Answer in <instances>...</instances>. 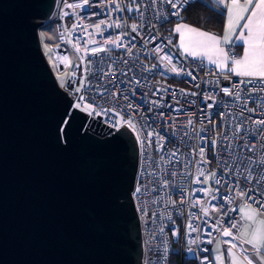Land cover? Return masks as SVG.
Wrapping results in <instances>:
<instances>
[{
    "label": "snow or ice",
    "instance_id": "1",
    "mask_svg": "<svg viewBox=\"0 0 264 264\" xmlns=\"http://www.w3.org/2000/svg\"><path fill=\"white\" fill-rule=\"evenodd\" d=\"M215 4L220 9L218 14L226 13L227 16L222 36L184 22L183 13L191 6L189 0H100L98 5H93L91 0H80L78 3L63 0L61 18L70 15L64 9H71L77 21L72 24L70 30L66 28L61 32L59 38L65 41L66 37H72L73 33L79 30V35L74 39H67L66 42L79 54L81 64L76 67L79 69L84 65L83 71L86 75L77 82L73 74L67 84L64 75L60 76V86L65 88V91L71 89L70 94L75 97L68 105L65 118L60 124L70 126L73 109L84 112L89 117H103L116 131L121 128L130 130L135 135L134 143L138 156H144L149 167L155 166L165 171L163 178L156 179L154 187L148 188L142 179L139 186L134 187L133 196L140 204L137 210L144 218L145 227L149 229V240L145 242L149 251L158 250V245L163 244L164 251L167 252V241L163 237L168 232L172 237L179 239L180 227L170 210L175 209L178 214L184 215L183 208L177 207L179 203L180 206L188 207L186 223L183 226L186 243L197 245L199 241L200 244L216 245L212 249L211 259L202 256L200 264H264V219H260L264 216V0H215ZM161 6L165 7L166 12H161ZM93 7L100 8V11L91 12L88 16L79 15L76 11ZM150 12L166 23H171L172 17L179 21L172 28V33L179 36L178 45L170 38L166 43L163 40L157 43L155 24L149 29L150 33L155 34L145 36L142 23L128 24V17L123 15L138 14L143 20ZM99 15L106 18L94 24L86 23V20ZM106 30L119 31L114 36H105ZM97 35L103 39H96ZM137 38L142 41L140 48H137ZM149 44L154 46L149 49ZM237 45L243 48V55L239 57L232 51ZM169 46L177 48L185 57L199 59L201 66L206 59L208 64L214 65L218 70L217 79L209 81V84L215 85L210 91L201 93L179 89L182 96L199 97L203 103L202 115L199 117L200 128L195 126L192 118L195 113H185L189 118L184 127L190 128L191 133L185 131L183 135L188 137L189 141L193 137L198 138L200 144L191 146L188 156L183 159L179 146L175 150H167V138L153 127L155 121L152 117L144 114L160 109L156 115L163 123L172 122L169 126L175 128L173 116H168V120L164 121L166 112L163 109L167 107L174 113H183L184 109L163 103L165 97L162 93L167 94L169 87L154 89L152 95L158 96L159 99L148 100L147 93H138L142 81L136 75L137 64L141 73L160 69L161 76L170 73L174 76H186L192 82L197 80L193 70L181 66L180 61L166 51ZM45 49L47 52L52 51L47 44ZM115 49L123 50L120 57L121 67L116 66V61L111 56ZM141 51L150 55L157 63H142ZM105 56L112 59L106 70L102 66ZM49 59L51 61V57ZM57 59L64 65L70 63L67 55L57 56ZM93 67L96 68L95 72L92 71ZM89 75L98 83L92 84L88 80ZM220 76L229 82L228 86L220 85ZM233 76L239 79L233 82ZM123 77L128 79H122ZM194 87L199 89L200 84H194ZM85 89L95 95L87 96ZM221 94L232 98L233 106L239 107V119L236 122L229 117H236L237 113L230 109L219 110L227 108L223 103L217 105V98ZM97 96L100 99L113 98L114 106L103 107L97 103ZM176 96L177 92L172 91V100L179 104ZM121 98L127 102L126 105L119 104ZM146 102L148 107H145ZM189 103L195 104L196 101ZM137 116L144 120L143 125L137 121ZM213 116L219 117V121L213 120ZM209 133H214L211 139L208 138ZM64 134L67 136L66 131ZM153 147L157 152L167 151L168 154L161 155L159 161H154L149 155V150ZM209 151L218 162L217 169L209 170L207 167L212 163V160L208 159ZM223 153H227L228 159H221L218 155ZM168 165H179V173L175 170L167 173ZM193 165L194 175L190 171V166ZM143 175L144 173H141V176ZM147 175L157 177L155 171H150ZM168 175L189 177L190 184L198 187L189 189L187 186L173 184L166 178ZM222 189L228 194H222ZM176 193L180 196L178 202L173 199ZM144 195H152L153 198L150 201H141L140 197ZM237 200L240 201L237 207H229ZM214 201L217 203H213ZM157 205L160 207H156ZM193 209H198L199 212ZM233 212L239 214L238 220L231 216ZM213 233L219 235L214 236ZM188 251L194 250L189 248ZM199 251L208 252L209 249L199 248ZM145 264H150V261Z\"/></svg>",
    "mask_w": 264,
    "mask_h": 264
},
{
    "label": "water",
    "instance_id": "2",
    "mask_svg": "<svg viewBox=\"0 0 264 264\" xmlns=\"http://www.w3.org/2000/svg\"><path fill=\"white\" fill-rule=\"evenodd\" d=\"M55 5L0 0V264H143L135 136L75 109L60 124L73 100L39 31Z\"/></svg>",
    "mask_w": 264,
    "mask_h": 264
},
{
    "label": "built area",
    "instance_id": "3",
    "mask_svg": "<svg viewBox=\"0 0 264 264\" xmlns=\"http://www.w3.org/2000/svg\"><path fill=\"white\" fill-rule=\"evenodd\" d=\"M194 1H196V0H189V3L191 4ZM67 2L68 3H78V2H80V0H67ZM125 2H126V0H125ZM91 3L93 5H98V4H100V0H91ZM62 7H63V0H56V5H55V10H54L53 16L55 17V23H56V29H57L58 37H60V33L65 31L66 28L70 30L72 27V24L77 21V17L75 15H72L71 9H64L65 11H68L70 13V15L67 17L61 18ZM76 11L79 15L88 16L91 12H94V11L99 12L100 8L93 7V8H85L84 10H76ZM161 12H166V9L164 6H161ZM123 15L128 17V21H127L128 24H131L133 22L142 23L144 25L143 33L145 36H148L150 34H155V33H150V31H149L151 25L155 24L156 25V33H158L157 43H159L161 40H163L166 43L167 39L170 38L173 41V43L176 44V39H177L176 35L172 33V28L174 27V25L177 22H179V21H177L176 18L172 17L171 23H166L163 20H158L156 15L152 12L147 13L143 20H141L138 17V14L124 13ZM183 16H184V13H183ZM104 18H106L104 15L95 16L89 20H86V23L94 24L98 20L104 19ZM91 30L92 29H89V31H91ZM125 30L127 31L130 29H125ZM118 31L119 30H106L104 32V35L105 36H108V35L114 36V35H116V33ZM76 35H79V30H77L75 33H73L72 37H66V40L69 38L74 39ZM96 39L100 40V39H103V37H100L97 35ZM66 40L61 41L59 38L58 43L54 46V58H55L57 68L59 69V64H61V66H62V70L59 69L60 71H62V72L67 71V70L71 71V74L69 75L67 82H66V84H67L70 82L73 74H75L77 82H78L79 78H81L82 76H84L86 74L83 71L84 65H81V67L79 69H77L76 66L78 64H81V61L79 59V54H77L74 51V49L72 48V45L68 44L66 42ZM136 43H137V48H140L142 41L139 38H137ZM57 45H59V48H57ZM153 46L154 45L149 44L148 48L150 49ZM166 51L172 53L175 56L176 60L180 61L181 66H184L190 70H193L194 75H196L198 77L197 80L195 82H192L190 80V78H188L186 76H174L170 73L166 74L164 76H161L160 75V69H156L152 72L141 73L138 71L139 64H137L136 75L138 78H141V81H142L141 87L138 89V93L139 92L147 93L148 94V96H147L148 100L159 99L158 96L152 95L154 89L155 88L169 87V92L167 94L162 93V95H164V97H165L163 103L164 104H171L173 107H182L184 109L183 113H174L170 109H168L167 107H165L163 109L166 112V115L164 117V121L168 120V116H173L174 117V123H175L176 127L173 128V127L169 126V124L172 122L163 123L161 121V119L156 115V112H158L160 109H154L152 112L145 113L144 115L145 116H151L152 119L155 121L153 127H155L157 130H160L161 134L167 138V143H166L167 150L172 151V150H175V148L177 146H179L180 152L183 154L181 158L183 159L184 157L188 156V153L190 151L191 146H198L200 144V141L198 138L193 137L189 141L188 137H184V135H183L185 131H189V133H191L190 128L186 129L184 127V125L187 124V120L189 118L188 115H186L185 113H189V112L195 113V115L192 118L195 122V126L197 128H200L201 124H200L199 117L202 115L201 109H202L203 103L199 97H193L191 95H188L186 97L182 96L179 93V89H185L188 91H198L201 93L204 91H210V90L214 89L215 85L209 84V81H215L217 79L216 73L218 70L214 66L208 64L205 61L203 62V66H201V61L199 59L193 60L192 58L185 57L175 47L169 46L168 48H166ZM232 51L235 53V55L237 57L240 56V52L236 47H234L232 49ZM62 55H67L69 57L70 63L68 65H64V64L60 63V61L57 59V56H62ZM101 55H103V54H101ZM122 55H123L122 49H115V50H113V52L111 54L112 58H114L116 61L117 67L122 66L120 63V57ZM140 56H141V62L146 64V65L157 63V61L154 58H152L150 55H145L144 51L140 52ZM89 58H91L93 60L98 59V57H89ZM110 63H112V59H109L107 56H105V59L102 62V66L105 68V70L107 69V65ZM124 70L126 71L127 69L125 68ZM92 71L95 72L96 68L93 67ZM129 75L131 76L132 74L130 73ZM144 77H146V79H144ZM122 79H128V78L123 77ZM238 79L239 78H237L235 76L232 77L233 82H235ZM88 80L91 81L92 84L98 83V81L96 79H93V77L91 75L88 76ZM219 80H220L221 86H228L229 82L225 81L222 76L219 77ZM194 84H200V88L199 89L195 88ZM75 86H77V85H72V87H75ZM121 86L123 87V85H121ZM109 87H111V86L109 85ZM129 87H132V86L129 85ZM63 89L65 90V88H63ZM174 90L177 92L176 99L179 100V104H176L175 101L172 100L171 92ZM70 91H71V89H69V91H66V92L72 98V100H74L75 97L70 94ZM85 93L87 96L95 95V93L88 92L87 89H85ZM137 100H139V95H137ZM190 101H196V103L190 104L189 103ZM97 103L102 104L103 107H105V108H111L114 106L113 98L100 99L97 96ZM126 103L127 102L125 100H123L122 98L119 100L120 105H126ZM221 103L226 104L227 108H219L220 111H228L230 109L231 111L237 113L236 117H229V119L233 120V122H236V120L239 119L238 114H239L240 109H239V107L233 106L232 98L224 97L221 94L217 98V105L219 106ZM148 106L149 105L146 102L145 107H148ZM93 118L99 120V118H97V117H93ZM136 119H137V121H139L140 125L144 124V120H142L140 116H137ZM213 120L219 121V117L213 116ZM101 122L110 126L109 124H107L105 122V118H103V117L101 118ZM218 130L222 131L223 129H218ZM213 135H214V133H209L208 138L211 139ZM173 137H175V139H173ZM181 138H183V139H181ZM221 139H222V137H221ZM167 154H168L167 151L164 153L157 152L155 150V147H153L152 149L149 150V155H150L151 159L154 161H159L161 155L166 156ZM207 155H208V159L212 160V163L207 166L209 168V170L217 169L218 162L213 157L212 152L209 151L207 153ZM218 155L221 156V159H228L227 153L218 154ZM174 170L179 173L180 166L179 165H168L166 167L167 173H171ZM150 171H155L157 173V177L153 178V177L147 175V173ZM190 171L193 173V175L195 174V166L194 165L190 166ZM141 173H144V175L141 176ZM164 176H165V171H161L160 168H157L155 166L149 167V165L145 162L144 156H139L135 186H139V181L142 179L144 185H146L148 188H152L156 185V179L163 178ZM166 178L169 179L170 182H172L173 184H177V185H180L182 187L187 186V188H189V189L192 187H198V185L190 184V182H189L190 178L189 177H183L180 175H177L176 177H172L171 175H168ZM133 192H134V190H133ZM222 194L226 195L228 193L226 192V190L222 189ZM152 198H153L152 195H144V196L140 197V200L141 201H150ZM133 199H134L135 207L137 210V208L140 206V204L134 196H133ZM173 199L178 202L180 199L179 193H176L175 195H173ZM213 203H217V202L214 201ZM239 204H240V201L237 200L234 204L229 205V207H237ZM145 206H147V205H145ZM156 207H160V206L157 205ZM177 207L183 208L184 215L178 214L175 209H170V210L173 213V218L176 220L177 225L180 227L181 235H180L179 239H177L176 237H172L171 233L168 232V234L163 237V239L167 241V249H168L167 252L164 251L165 246L163 244L158 245V250L153 249L152 251H149L148 245L145 243L146 241L149 240V234H148L149 229H147L145 227L144 218L140 216V213L137 210L139 217H140L141 228H142L143 264H145V262H149V261H150V264H173V259L175 257L178 258L180 264H200V260H201L202 256H208L211 259L212 255H213L212 249H214L215 244H212V245H208L206 243L200 244L199 241H198L197 245H190V244L186 243L183 226L186 223V216H187L188 207H187V205L180 206L179 203L177 204ZM193 211L199 212L198 209H193ZM231 216L235 217L237 220L239 219V214L237 212H233L231 214ZM169 227H171V225H169ZM195 235L196 234H193V236H195ZM213 235L218 236L219 234L213 233ZM202 239H204V237H202ZM222 239H226V238H222ZM189 248H192L194 251L193 252L188 251ZM199 248H208L209 251L208 252H200Z\"/></svg>",
    "mask_w": 264,
    "mask_h": 264
},
{
    "label": "trees",
    "instance_id": "4",
    "mask_svg": "<svg viewBox=\"0 0 264 264\" xmlns=\"http://www.w3.org/2000/svg\"><path fill=\"white\" fill-rule=\"evenodd\" d=\"M190 5L184 12V21L205 30L222 32L225 15H219L220 10L201 0H196ZM173 264H180L177 257L173 259Z\"/></svg>",
    "mask_w": 264,
    "mask_h": 264
},
{
    "label": "rangeland",
    "instance_id": "5",
    "mask_svg": "<svg viewBox=\"0 0 264 264\" xmlns=\"http://www.w3.org/2000/svg\"><path fill=\"white\" fill-rule=\"evenodd\" d=\"M39 31H40V40H41L42 49L44 51V54H45V56H46V58L50 64V66L52 67V69L54 70V72L56 74L58 82L61 84V81H60L61 75H64L65 82H67V79H68L69 75L71 74V71L70 70L63 71V72L60 71L57 68L55 58H54V46L58 43V40H59L57 29H56L55 17L52 16L51 18H49V20L44 22L43 26H41ZM41 33H43L44 35H41ZM45 44L49 45V47L52 49L51 52L46 51ZM49 57H51V61H50ZM54 65H56V66L54 67ZM215 247H216V245H215ZM224 247H226V246H224Z\"/></svg>",
    "mask_w": 264,
    "mask_h": 264
},
{
    "label": "crops",
    "instance_id": "6",
    "mask_svg": "<svg viewBox=\"0 0 264 264\" xmlns=\"http://www.w3.org/2000/svg\"><path fill=\"white\" fill-rule=\"evenodd\" d=\"M201 1L206 2V3L210 4V5H212L214 8L220 10V9L216 6V4H215V0H201ZM184 22L187 23V24H189L190 26L196 27V28H198V29H200V30L208 31V32H210V33H214V34H216V35H218V36H222V35H223V32H224L225 24H226V22H227V16H226V13H225L224 27H223L222 32H220V33H216V32H214V31H210V30L202 29V28L197 27V26H195V25H193V24H190V23H188V22H186V21H184ZM176 38H177V39H176V44L178 45V44H179V36L176 35ZM236 48L239 50V52H240V56H242V55H243V48H242V46L237 45ZM178 51H179V50H178ZM179 52H180V51H179ZM180 53H181V52H180ZM188 58H191V57H188ZM204 61L207 62L206 59H205ZM210 65H211V64H210ZM212 66H214V65H212ZM214 67H215V66H214ZM260 219H264V216H261Z\"/></svg>",
    "mask_w": 264,
    "mask_h": 264
}]
</instances>
